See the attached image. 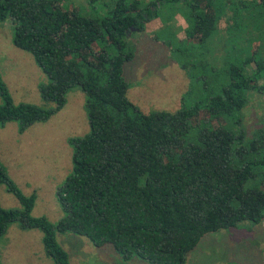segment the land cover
Here are the masks:
<instances>
[{"label":"trees","instance_id":"trees-1","mask_svg":"<svg viewBox=\"0 0 264 264\" xmlns=\"http://www.w3.org/2000/svg\"><path fill=\"white\" fill-rule=\"evenodd\" d=\"M112 1L105 14L91 15L61 0H0V23H11L15 46L30 52L49 79L38 87L42 105L14 103L0 81V123L16 121L23 132L45 122L79 87L89 126L68 139L72 169L56 190L64 212L56 224L32 215L36 193L23 194L0 163V183L20 204L0 206V236L14 222L39 229L52 264H70L56 232L84 236L97 247L111 245L123 261L185 264L204 234L264 220V190L248 185L255 166L264 164V129L245 143L241 115L249 93L264 92V59L249 55L230 62L227 81L204 101L143 113L126 93L123 68L134 57L129 38L162 6L183 4L186 37L203 44L225 16L227 34L251 20L255 27L264 20V0ZM245 43L240 37L238 45ZM249 64L254 70L246 74ZM222 117H231V127ZM251 154L259 156L249 160Z\"/></svg>","mask_w":264,"mask_h":264},{"label":"rangeland","instance_id":"rangeland-1","mask_svg":"<svg viewBox=\"0 0 264 264\" xmlns=\"http://www.w3.org/2000/svg\"><path fill=\"white\" fill-rule=\"evenodd\" d=\"M244 1L249 4L257 0ZM61 5L77 6L81 13L95 15L105 14L113 1L61 0ZM187 15L183 4L162 6L157 18L146 22L142 31L134 32L129 38L134 57L123 68L129 84L126 93L143 113L174 112L183 103L189 106L197 100L204 101L227 81L224 71L230 62L249 55L264 59V20L259 19L255 27L253 20L243 23L227 34L225 16L212 38L200 44L186 37ZM240 37L246 41L243 48L238 45ZM181 64H186L188 69ZM253 70L254 65L249 64L245 73ZM190 73L203 75V79L191 78ZM0 81L14 103L44 104L38 87L48 84L49 79L30 52L15 46L9 21L0 23ZM203 83L207 90L202 87ZM259 83L263 84L264 78ZM84 102V92L74 87L68 92L65 105L45 122L34 123L23 132H19L16 121L0 123V163L23 194L36 193L32 215L45 216L53 224L64 216L56 190L72 169V147L68 139L89 130ZM241 115L247 143L257 129H264V92L249 93ZM222 120L231 127V117H222ZM258 156L251 154L248 159ZM255 172L256 177L248 185L264 190V164L256 165ZM0 206H20L3 183H0ZM56 240L68 253L70 264H148L137 258L123 261L111 245L97 247L88 238L73 233L56 232ZM0 263L52 264V259L44 252L42 232L23 229L16 222L10 224L0 236ZM185 264H264V220L259 225L244 222L237 228L204 234L188 252Z\"/></svg>","mask_w":264,"mask_h":264},{"label":"crops","instance_id":"crops-1","mask_svg":"<svg viewBox=\"0 0 264 264\" xmlns=\"http://www.w3.org/2000/svg\"><path fill=\"white\" fill-rule=\"evenodd\" d=\"M171 19H172V18H171ZM170 21H171V20H170ZM170 21H169V22H170ZM182 21H184L185 23H187V22L185 21V19H183ZM220 21H221V20H220ZM185 27H186V26H185ZM150 36H152V35H150Z\"/></svg>","mask_w":264,"mask_h":264}]
</instances>
